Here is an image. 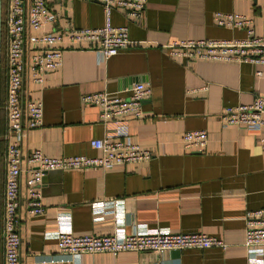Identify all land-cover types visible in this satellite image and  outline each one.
I'll use <instances>...</instances> for the list:
<instances>
[{"label":"crops","instance_id":"1","mask_svg":"<svg viewBox=\"0 0 264 264\" xmlns=\"http://www.w3.org/2000/svg\"><path fill=\"white\" fill-rule=\"evenodd\" d=\"M2 19L6 0H3ZM58 26L75 29L104 26L103 7L83 0H47ZM215 13L239 14L264 35V0H147L142 18L130 22L111 11L113 26L128 29L131 45L108 60L89 49L65 51L60 69L42 84L26 74L21 100L43 105L42 126L26 132L25 154L40 150L50 157H98L90 146L105 128L99 109L85 106L87 94L127 96L138 83L151 90L143 117L129 118L128 138L152 154L149 162L104 170L50 172L42 178L44 212L26 215L25 175L20 177V264L59 259L56 231L83 235H128L136 228L176 233H203L226 247L171 251L162 256L123 252L83 255L74 262L44 264H264V250L249 253L243 245L245 215L264 208V130L222 127L219 114L228 106L251 104L264 97V70L251 64L190 61L164 48L183 40H240L245 32L213 23ZM3 61L1 58V68ZM262 71L261 76H256ZM205 131L203 152L186 150L187 131ZM0 114V187L2 154L11 138ZM0 264H2L0 241Z\"/></svg>","mask_w":264,"mask_h":264},{"label":"built area","instance_id":"2","mask_svg":"<svg viewBox=\"0 0 264 264\" xmlns=\"http://www.w3.org/2000/svg\"><path fill=\"white\" fill-rule=\"evenodd\" d=\"M103 7L105 24L95 29H75L70 21L58 26V18L47 7V0H6L2 19L1 68L2 101L0 108L6 126V138H11L3 154L4 176L0 187V241L2 264H20L19 228L20 177L25 175L24 210L26 215L44 212L42 204V178L48 172L84 171L92 168L104 170L147 163L152 154L132 144L128 138L129 118L143 117L142 104L151 96L148 86L138 83L127 90V96L110 92L84 95L85 106L99 109V120L105 128L101 139L92 140L90 146L100 152L98 157H50L40 150L25 154L22 142L27 131L42 126L43 105L32 100H21V89L27 74L31 82L42 84L47 74L60 69L63 53L89 49L103 61L116 56L131 45L128 29L113 26L111 11H121L130 22H138L147 0H83ZM213 23L228 30L245 32L240 40H183L165 45L169 55L190 61H212L251 64L264 70V35H256L252 20L239 14L215 13ZM261 76L262 71H257ZM222 127L233 126L242 130H264V97H256L248 105L228 106L219 114ZM186 150L203 152L208 144L205 131H187L181 137ZM243 245L249 253L264 250V208L247 212L244 218ZM59 259L41 263L74 262L83 255L123 252L151 253L162 256L171 251L187 249H224L226 244L203 233H176L157 228L135 229L128 235L75 236L56 231ZM249 264H252L251 262Z\"/></svg>","mask_w":264,"mask_h":264},{"label":"water","instance_id":"3","mask_svg":"<svg viewBox=\"0 0 264 264\" xmlns=\"http://www.w3.org/2000/svg\"><path fill=\"white\" fill-rule=\"evenodd\" d=\"M2 3H3V0H0V83H1V54H2V42H1V40H2V8H3ZM0 98H1V96H0ZM56 172H59V171H56ZM48 173H50V172H48ZM48 173H46V174H48Z\"/></svg>","mask_w":264,"mask_h":264},{"label":"trees","instance_id":"4","mask_svg":"<svg viewBox=\"0 0 264 264\" xmlns=\"http://www.w3.org/2000/svg\"><path fill=\"white\" fill-rule=\"evenodd\" d=\"M2 52H3V50H2ZM1 58H2V61H3V54H1ZM2 95V89H1V83H0V96ZM0 100L2 101V96H1V98H0ZM1 107V106H0ZM2 112H1V108H0V114H1Z\"/></svg>","mask_w":264,"mask_h":264}]
</instances>
